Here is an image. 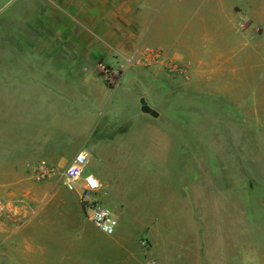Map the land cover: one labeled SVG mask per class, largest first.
I'll list each match as a JSON object with an SVG mask.
<instances>
[{"label": "crops", "instance_id": "0c3cea01", "mask_svg": "<svg viewBox=\"0 0 264 264\" xmlns=\"http://www.w3.org/2000/svg\"><path fill=\"white\" fill-rule=\"evenodd\" d=\"M24 1L32 8V0ZM137 1L133 12L130 0H42L45 45H0V183L7 205L0 264H210L207 247L218 241L233 246L226 264H264V156L251 161L248 206L240 187L241 141L227 144L233 158L213 165L220 180L229 169L237 189L210 187L212 165L203 158L199 171L209 182L192 169L188 191L178 194L172 164L163 159L171 132L156 126L162 114L177 116L178 108L149 104L162 97L177 103L181 80L191 101L202 98L209 111L221 103L237 131L243 124L249 129V148L264 149V0H209L201 47L190 43L189 24L163 20L171 8L149 35L157 46H141L146 20L138 5L143 0ZM21 2L0 0V31L3 12ZM131 20L137 31L127 28ZM100 65L120 74L113 87ZM167 86L169 94L161 91ZM190 130L204 134L205 125ZM77 153L87 160L83 175L100 183L91 200L117 219L113 235L85 217L80 185L51 189L46 177L49 189H33V169L64 168ZM205 195L215 205L232 196L233 204L215 210L232 222L195 217L205 210L199 208Z\"/></svg>", "mask_w": 264, "mask_h": 264}, {"label": "rangeland", "instance_id": "374dc122", "mask_svg": "<svg viewBox=\"0 0 264 264\" xmlns=\"http://www.w3.org/2000/svg\"><path fill=\"white\" fill-rule=\"evenodd\" d=\"M137 0H130V10L134 12L137 9ZM145 2L147 4L145 5ZM24 3V4H23ZM29 3V1H28ZM211 4L209 0H143L139 5L143 7L145 12V20L141 34L145 38L143 39L141 46H157V39L149 37L155 30H158L159 21L161 22V16L167 11V8H171L173 12L165 13L166 16L163 20L171 21L173 25L181 24H189L191 27L190 34V43L197 44L201 47L202 45V37H201V28H202V20L205 17L206 7ZM32 8L29 6H25V1L22 0L21 5L18 6L12 5L8 6L6 10L3 12L2 18V29L0 31V45L1 46H25V45H34L40 46L45 45V17L48 14L45 13V2L42 0H32ZM55 24L56 22L51 21V23ZM113 24V23H112ZM116 26V23H114ZM158 26V27H157ZM130 31H137L139 26L136 22L131 20L129 22ZM180 30L179 27L175 28ZM193 39V40H192ZM52 42V41H51ZM100 69V74L104 77L103 79L107 82V84L111 87L114 86L116 80L120 77V74H110L109 67L103 66ZM109 75V76H108ZM178 83V93H177V103L169 102V99H163L160 103L157 101V96L159 93H154L156 98V103L151 102L149 104H155L157 108L160 106H177L178 115L177 116H164L160 117L156 126L161 127L166 132H171V134L167 135L166 140L170 143L168 149L164 153L163 159L166 163L172 164L171 173L176 177V184L172 181V190L175 188L180 193H185L188 191V187L186 184V177L190 175L191 170H195V168H201L202 159L205 161L209 159L211 161V176L213 177V184L210 185L213 189L223 190V188H234V184H236V189L238 186V181L233 183V180H228L229 169H227L226 179L220 180L219 177L214 175L213 165L216 163L223 162L224 159L233 158L234 149L231 145H227L229 143L241 141L242 145V179H241V195H242V205H249V186L253 183L250 182V173L253 171L256 166L251 165V161H255L256 157H262L264 155V149H250V142L253 141L252 136L249 133V129L246 125H242V132L237 131V124L235 125L233 119L228 117L227 115L223 116L222 114V105L221 103L215 104L213 103L210 111L206 108L205 104L201 101L200 97L193 98L198 99L194 100L189 98L190 91L182 84L181 80L177 79ZM116 90H111L110 94L113 96L116 95ZM167 91L169 94V88L164 87L161 91ZM155 90L153 92H157ZM153 96V95H152ZM159 98V97H158ZM174 98V97H173ZM165 100V101H164ZM148 102V101H147ZM215 104V106H214ZM232 106V104H231ZM168 108V107H167ZM167 108H165L167 110ZM189 109H193L196 111L194 114L192 111H188ZM203 111H206L209 114V117L203 118ZM205 125V133L202 134L200 131L198 133H192L191 128L200 127L201 124ZM189 129V130H188ZM241 132V133H240ZM239 139V140H238ZM224 143H226V147L223 148ZM199 145V148H197ZM222 147V148H221ZM175 152H177V157H175ZM177 163H176V162ZM175 163V165H174ZM214 163V164H212ZM35 168V167H34ZM228 168V167H227ZM63 167L57 166H45V167H36L33 169L34 174L44 173L48 174V177L53 180L50 184L49 188L51 189H62L64 186V180L62 178ZM176 169V171H175ZM206 166L204 167V171H206ZM175 171V173H174ZM202 170H200V174ZM207 174L204 175L203 181L209 182L207 179ZM45 178L38 179L31 183L33 185V189H39L40 191H45ZM205 182V184H206ZM209 187V184L206 185L205 190ZM3 193V188L0 183V197ZM24 192L20 194L23 199ZM233 197L226 196L225 198L218 199L216 205L212 200H210L207 195L202 199L199 208H204L203 213L195 214L194 216L197 218H204L203 221H207L208 223H227L232 222L229 219L228 215L216 214L215 210L222 208L219 206L220 204L228 205L233 204ZM21 202V201H20ZM209 202L210 205H209ZM37 204V203H35ZM218 205V206H217ZM81 206V205H80ZM206 222V223H207ZM223 238V237H220ZM216 239V238H215ZM220 245L224 244V242L218 241ZM142 244L145 243L142 241ZM218 246L214 244H210L209 249V262L210 264H226L228 262V257L233 254V246H228L226 243L223 246Z\"/></svg>", "mask_w": 264, "mask_h": 264}, {"label": "built area", "instance_id": "2783aa9c", "mask_svg": "<svg viewBox=\"0 0 264 264\" xmlns=\"http://www.w3.org/2000/svg\"><path fill=\"white\" fill-rule=\"evenodd\" d=\"M103 69V66L100 65ZM87 160L85 155L77 153L71 161L64 167L62 178L64 186L68 190H74L80 185L82 192L80 205L85 217L103 234L113 235L117 228V219L112 211L99 202L91 200V196L100 188V183L92 175H83V168ZM48 177L45 172L37 174V179ZM7 205L0 197V218L6 215Z\"/></svg>", "mask_w": 264, "mask_h": 264}, {"label": "trees", "instance_id": "16d2710c", "mask_svg": "<svg viewBox=\"0 0 264 264\" xmlns=\"http://www.w3.org/2000/svg\"><path fill=\"white\" fill-rule=\"evenodd\" d=\"M147 112H149L151 115L155 116V112L152 109L146 108Z\"/></svg>", "mask_w": 264, "mask_h": 264}]
</instances>
